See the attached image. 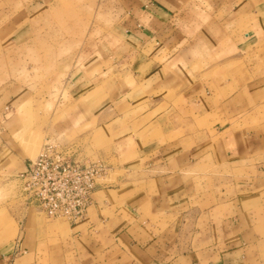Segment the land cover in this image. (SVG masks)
Instances as JSON below:
<instances>
[{
  "label": "crops",
  "instance_id": "obj_1",
  "mask_svg": "<svg viewBox=\"0 0 264 264\" xmlns=\"http://www.w3.org/2000/svg\"><path fill=\"white\" fill-rule=\"evenodd\" d=\"M120 4L108 129L134 176L100 183L75 225L22 202L0 212V264H264V0Z\"/></svg>",
  "mask_w": 264,
  "mask_h": 264
},
{
  "label": "rangeland",
  "instance_id": "obj_2",
  "mask_svg": "<svg viewBox=\"0 0 264 264\" xmlns=\"http://www.w3.org/2000/svg\"><path fill=\"white\" fill-rule=\"evenodd\" d=\"M37 1L0 0V153L8 155L0 157L1 216L21 206L14 177L49 139L77 145L86 162H102L107 171L101 184L134 176L120 169L119 135L108 129L110 123L119 129L123 103L117 78L126 50L117 37L120 0L31 6ZM111 74L116 79L105 86L103 78L110 82ZM87 89L94 90L90 101L84 99ZM88 112L96 115L95 127L87 123ZM103 112L108 116L100 117ZM75 113L79 119H70Z\"/></svg>",
  "mask_w": 264,
  "mask_h": 264
},
{
  "label": "built area",
  "instance_id": "obj_3",
  "mask_svg": "<svg viewBox=\"0 0 264 264\" xmlns=\"http://www.w3.org/2000/svg\"><path fill=\"white\" fill-rule=\"evenodd\" d=\"M106 171L102 162L84 161L77 145L49 139L14 178L26 208L75 225L84 219Z\"/></svg>",
  "mask_w": 264,
  "mask_h": 264
}]
</instances>
